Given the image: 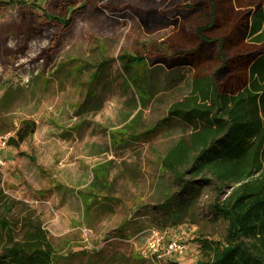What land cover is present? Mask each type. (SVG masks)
<instances>
[{"label":"rangeland","instance_id":"obj_1","mask_svg":"<svg viewBox=\"0 0 264 264\" xmlns=\"http://www.w3.org/2000/svg\"><path fill=\"white\" fill-rule=\"evenodd\" d=\"M258 7L264 0H0V136L33 126L19 148L0 150V229L20 239L27 221L41 222L56 264H194L200 239L226 240L211 188L185 211L163 204L188 201L161 164L184 133L165 117L192 78L227 93L245 86L264 49L249 36ZM153 230L164 235L157 251ZM172 241L182 249L169 253Z\"/></svg>","mask_w":264,"mask_h":264},{"label":"trees","instance_id":"obj_2","mask_svg":"<svg viewBox=\"0 0 264 264\" xmlns=\"http://www.w3.org/2000/svg\"><path fill=\"white\" fill-rule=\"evenodd\" d=\"M54 18L64 27L72 20ZM249 36L254 43L264 44L262 7L251 18ZM248 74L245 86L235 93L221 91L212 78H192L165 117L182 125L184 133L161 164L188 201L173 195L163 204L185 211L208 187L215 193L210 212L228 223L226 240L200 239L203 258L194 264H264V49L252 60ZM139 104L145 108L144 96ZM32 127L24 122L7 145L19 148ZM12 232V227L1 224L0 264H56L55 247L41 222L27 221L20 239Z\"/></svg>","mask_w":264,"mask_h":264},{"label":"built area","instance_id":"obj_3","mask_svg":"<svg viewBox=\"0 0 264 264\" xmlns=\"http://www.w3.org/2000/svg\"><path fill=\"white\" fill-rule=\"evenodd\" d=\"M7 146V140H6V137L4 136H0V150L2 148H5ZM1 162V160H0ZM152 235H153V239L152 241L149 243L150 245V249H152L153 251H157L160 243L162 242V240L164 239V235L162 232H160L159 230H153L152 231ZM182 249V246L176 242V241H172L170 244H169V247H168V252L171 253V252H176V251H179Z\"/></svg>","mask_w":264,"mask_h":264},{"label":"crops","instance_id":"obj_4","mask_svg":"<svg viewBox=\"0 0 264 264\" xmlns=\"http://www.w3.org/2000/svg\"><path fill=\"white\" fill-rule=\"evenodd\" d=\"M51 135H52V134H51ZM51 135H50V136H51ZM52 138H53V136H52ZM48 140H51V139H48Z\"/></svg>","mask_w":264,"mask_h":264},{"label":"flooded vegetation","instance_id":"obj_5","mask_svg":"<svg viewBox=\"0 0 264 264\" xmlns=\"http://www.w3.org/2000/svg\"><path fill=\"white\" fill-rule=\"evenodd\" d=\"M254 14V13H253Z\"/></svg>","mask_w":264,"mask_h":264}]
</instances>
